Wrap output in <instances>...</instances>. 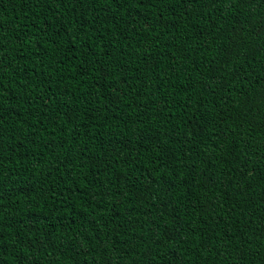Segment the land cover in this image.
<instances>
[{"label": "trees", "instance_id": "trees-1", "mask_svg": "<svg viewBox=\"0 0 264 264\" xmlns=\"http://www.w3.org/2000/svg\"><path fill=\"white\" fill-rule=\"evenodd\" d=\"M0 264H264V0H0Z\"/></svg>", "mask_w": 264, "mask_h": 264}]
</instances>
